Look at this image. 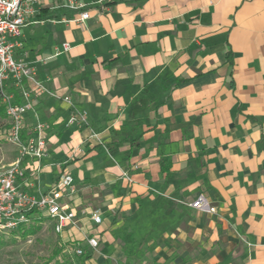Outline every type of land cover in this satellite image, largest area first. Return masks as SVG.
<instances>
[{"label": "crops", "instance_id": "crops-1", "mask_svg": "<svg viewBox=\"0 0 264 264\" xmlns=\"http://www.w3.org/2000/svg\"><path fill=\"white\" fill-rule=\"evenodd\" d=\"M68 3L36 5L15 55L48 90L25 115L48 142L33 191L70 172L99 240L74 231V264H264V0H114L81 23Z\"/></svg>", "mask_w": 264, "mask_h": 264}, {"label": "built area", "instance_id": "built-area-1", "mask_svg": "<svg viewBox=\"0 0 264 264\" xmlns=\"http://www.w3.org/2000/svg\"><path fill=\"white\" fill-rule=\"evenodd\" d=\"M42 0H0V98L5 106L7 133L6 141L17 148L18 159L5 166H0V236L19 232L23 228L43 225L49 222L62 241L67 244V252L72 258L84 257V247L96 251L99 240L91 233L82 230L79 216L71 206V199L76 194L73 177L64 170L58 178L42 191L34 182L41 173L42 161L48 152V142L44 137V125L37 121L28 133L25 127V115L33 111L32 95L48 93L44 83L39 79L36 68L17 58L15 51L21 45L17 39L21 29L27 26L29 18L36 13L35 6ZM114 0H97L87 3L69 0L66 5L78 13L76 22H86L91 18L90 11L98 6L101 12L108 11ZM64 52L71 47L64 44ZM13 87L17 96L9 91ZM71 110L74 104L70 97L63 99ZM87 113L74 112L67 120L66 127L87 126ZM90 138L99 141L98 134L92 132ZM26 165H23V164ZM123 176L130 181L127 173ZM192 209L215 214L217 208L204 195H200L189 205ZM95 225L102 224L100 209L89 213ZM74 231L82 236L84 247L75 244Z\"/></svg>", "mask_w": 264, "mask_h": 264}, {"label": "rangeland", "instance_id": "rangeland-1", "mask_svg": "<svg viewBox=\"0 0 264 264\" xmlns=\"http://www.w3.org/2000/svg\"><path fill=\"white\" fill-rule=\"evenodd\" d=\"M7 127L6 118L0 119V166L13 163L19 156L17 148L6 141ZM39 226V232L26 239L11 234L0 236L5 243L0 245V264H74L76 260L55 234L53 225L46 222Z\"/></svg>", "mask_w": 264, "mask_h": 264}, {"label": "trees", "instance_id": "trees-1", "mask_svg": "<svg viewBox=\"0 0 264 264\" xmlns=\"http://www.w3.org/2000/svg\"><path fill=\"white\" fill-rule=\"evenodd\" d=\"M9 89L12 92L14 91L15 94H18V92L13 87H10ZM6 117L7 116H6L5 106L2 104V101H1V98H0V119H4ZM39 230H40V226H31V227H28V228H23L19 232L13 233L11 235L14 236V237L19 235L21 238L26 239L27 237H29L31 235H35L36 233H38ZM3 244H5V243L3 242V240L0 237V245H3ZM85 255H86V253L84 252V256Z\"/></svg>", "mask_w": 264, "mask_h": 264}]
</instances>
